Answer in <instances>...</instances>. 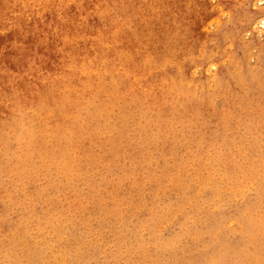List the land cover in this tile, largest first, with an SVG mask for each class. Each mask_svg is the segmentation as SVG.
Wrapping results in <instances>:
<instances>
[{"label":"rangeland","instance_id":"1","mask_svg":"<svg viewBox=\"0 0 264 264\" xmlns=\"http://www.w3.org/2000/svg\"><path fill=\"white\" fill-rule=\"evenodd\" d=\"M262 16L0 0V264H264Z\"/></svg>","mask_w":264,"mask_h":264},{"label":"bare ground","instance_id":"2","mask_svg":"<svg viewBox=\"0 0 264 264\" xmlns=\"http://www.w3.org/2000/svg\"><path fill=\"white\" fill-rule=\"evenodd\" d=\"M258 20L260 21V23H264V16H262L260 19L258 18Z\"/></svg>","mask_w":264,"mask_h":264}]
</instances>
